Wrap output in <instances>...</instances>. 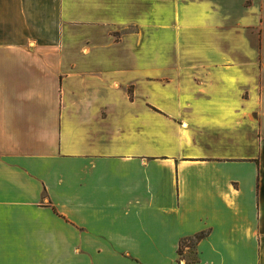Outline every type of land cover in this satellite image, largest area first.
<instances>
[{
    "label": "crops",
    "instance_id": "0c3cea01",
    "mask_svg": "<svg viewBox=\"0 0 264 264\" xmlns=\"http://www.w3.org/2000/svg\"><path fill=\"white\" fill-rule=\"evenodd\" d=\"M0 264H264V0H0Z\"/></svg>",
    "mask_w": 264,
    "mask_h": 264
},
{
    "label": "trees",
    "instance_id": "16d2710c",
    "mask_svg": "<svg viewBox=\"0 0 264 264\" xmlns=\"http://www.w3.org/2000/svg\"><path fill=\"white\" fill-rule=\"evenodd\" d=\"M201 236H202V235H197V236L195 237V239L198 240Z\"/></svg>",
    "mask_w": 264,
    "mask_h": 264
}]
</instances>
